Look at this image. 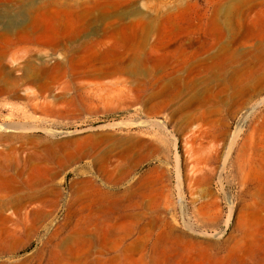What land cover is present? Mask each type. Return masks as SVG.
Returning a JSON list of instances; mask_svg holds the SVG:
<instances>
[{
	"label": "rangeland",
	"instance_id": "1",
	"mask_svg": "<svg viewBox=\"0 0 264 264\" xmlns=\"http://www.w3.org/2000/svg\"><path fill=\"white\" fill-rule=\"evenodd\" d=\"M0 264H264V0H0Z\"/></svg>",
	"mask_w": 264,
	"mask_h": 264
},
{
	"label": "water",
	"instance_id": "2",
	"mask_svg": "<svg viewBox=\"0 0 264 264\" xmlns=\"http://www.w3.org/2000/svg\"><path fill=\"white\" fill-rule=\"evenodd\" d=\"M101 127V125H95V126H93V129H97V128H100Z\"/></svg>",
	"mask_w": 264,
	"mask_h": 264
},
{
	"label": "bare ground",
	"instance_id": "3",
	"mask_svg": "<svg viewBox=\"0 0 264 264\" xmlns=\"http://www.w3.org/2000/svg\"><path fill=\"white\" fill-rule=\"evenodd\" d=\"M9 25V24H8ZM22 35V34H21ZM75 41V40H74ZM7 43V42H6ZM88 44V43H87ZM62 45V44H61ZM62 47H64V46H62ZM68 47V46H67ZM72 56V55H71ZM59 57V56H58ZM30 59V58H29ZM21 62V61H20ZM48 66V65H47ZM2 89V88H1ZM4 89V88H3ZM8 127H10V126H8ZM11 127H13V126H11Z\"/></svg>",
	"mask_w": 264,
	"mask_h": 264
}]
</instances>
